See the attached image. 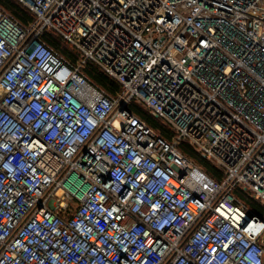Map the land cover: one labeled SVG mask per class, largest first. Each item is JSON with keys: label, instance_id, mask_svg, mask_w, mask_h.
I'll return each mask as SVG.
<instances>
[{"label": "built area", "instance_id": "built-area-1", "mask_svg": "<svg viewBox=\"0 0 264 264\" xmlns=\"http://www.w3.org/2000/svg\"><path fill=\"white\" fill-rule=\"evenodd\" d=\"M16 1L35 18L0 4V264H264L233 194L264 205V0Z\"/></svg>", "mask_w": 264, "mask_h": 264}, {"label": "trees", "instance_id": "trees-1", "mask_svg": "<svg viewBox=\"0 0 264 264\" xmlns=\"http://www.w3.org/2000/svg\"><path fill=\"white\" fill-rule=\"evenodd\" d=\"M0 4L7 8L16 18H18L23 23H29L34 20V14L26 7L21 5L16 0H0ZM45 39L47 42L60 54L69 58L75 62L78 55L74 52L72 47L64 41L60 36L55 33L47 32L45 34ZM84 72L93 82L98 84L100 87L107 90L110 94H115L120 89V83L108 75L96 64L89 62L84 67ZM130 109L133 113L147 120L151 127L158 131L162 136L170 139L171 132L162 124V122L148 113V111L142 105L138 103H133L130 105ZM180 150L185 153L189 158H191L198 166L204 169L210 176L216 179H221L222 173L219 169L212 165L209 160L199 155V153L188 143H182L179 146ZM235 197L245 203L253 212L264 215V205L259 201L255 200L250 193L243 191L241 188H237L234 193Z\"/></svg>", "mask_w": 264, "mask_h": 264}, {"label": "rangeland", "instance_id": "rangeland-1", "mask_svg": "<svg viewBox=\"0 0 264 264\" xmlns=\"http://www.w3.org/2000/svg\"><path fill=\"white\" fill-rule=\"evenodd\" d=\"M161 122H162V120L161 119H159ZM210 163H212V165H214L215 166V164L212 162V161H210ZM219 168V167H218Z\"/></svg>", "mask_w": 264, "mask_h": 264}]
</instances>
